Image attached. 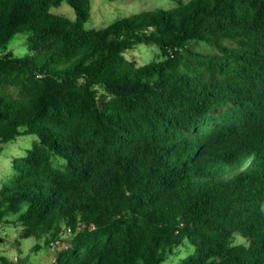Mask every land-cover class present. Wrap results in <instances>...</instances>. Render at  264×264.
<instances>
[{"label":"trees","instance_id":"obj_1","mask_svg":"<svg viewBox=\"0 0 264 264\" xmlns=\"http://www.w3.org/2000/svg\"><path fill=\"white\" fill-rule=\"evenodd\" d=\"M91 12L0 0V155L36 138L0 224L66 245L50 264H163L186 240L180 264H264V0H178L101 29ZM138 44L157 59L129 61Z\"/></svg>","mask_w":264,"mask_h":264},{"label":"rangeland","instance_id":"obj_2","mask_svg":"<svg viewBox=\"0 0 264 264\" xmlns=\"http://www.w3.org/2000/svg\"><path fill=\"white\" fill-rule=\"evenodd\" d=\"M92 3L91 20L87 24V29H101L109 26L113 22L123 19L132 18L142 12L164 9L169 10L178 6V0H90ZM189 2L190 0H182ZM53 13L61 16L75 19L74 10L67 4L60 8L53 9ZM200 50H205L199 47ZM9 50L19 58L30 55V50L25 42V37H15L9 47ZM158 48L156 45L138 44L130 50L125 57L129 61H134L137 66H144L157 59ZM100 103L107 100V96L100 92L98 94ZM35 137L21 138L7 146L0 155V188L8 182L12 175V159L24 155L26 150L33 146ZM12 220V218H10ZM22 227L20 225L0 224V258H7L13 264H50L51 255L58 250L45 248L43 240L22 239L20 237ZM40 244L41 249L35 251L34 247ZM176 256H170L163 264H180L194 253V247L186 240L183 245L176 250ZM1 264V262H0Z\"/></svg>","mask_w":264,"mask_h":264},{"label":"built area","instance_id":"obj_3","mask_svg":"<svg viewBox=\"0 0 264 264\" xmlns=\"http://www.w3.org/2000/svg\"><path fill=\"white\" fill-rule=\"evenodd\" d=\"M56 248H57V249L67 248V246H66V245L63 246L60 242H57V243H56Z\"/></svg>","mask_w":264,"mask_h":264}]
</instances>
